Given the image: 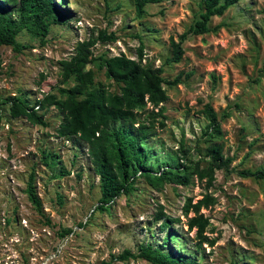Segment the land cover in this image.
Wrapping results in <instances>:
<instances>
[{
	"label": "rangeland",
	"instance_id": "rangeland-1",
	"mask_svg": "<svg viewBox=\"0 0 264 264\" xmlns=\"http://www.w3.org/2000/svg\"><path fill=\"white\" fill-rule=\"evenodd\" d=\"M56 1L65 19L52 24L45 43L24 29L17 38L25 48H0V264H152L143 258H116L142 243L194 256L200 264H264V179L238 173L264 165V0H240L214 16L212 31L183 42L185 54L179 63H166L172 55L171 38L179 40L199 17L202 0L149 4L142 17L136 14L134 0ZM0 4L12 13L19 5L12 0ZM101 30L114 32L117 40L98 41L95 56L123 52L138 59L142 42L143 63L163 66L167 79L183 72V83L164 85L169 95L166 118L158 120L165 124L157 121L145 143L152 151L151 169L159 170L163 162L179 165L184 154L207 165L210 141L202 110L211 103L224 132L218 143L233 157L235 171L218 170L210 189L194 178L187 186L166 183L159 190L140 171L133 191L100 208V181L88 144L60 137L63 113L55 105L41 106L39 100L47 94L60 98L61 88L75 84L74 78L63 80L61 60L71 58L79 41L97 37ZM88 68L97 82L120 91L106 77L100 60ZM11 97L34 107L47 124L13 117ZM66 170L69 174H63ZM31 173L42 203L39 209L27 192ZM207 192L216 202L202 210L212 222L206 234L216 243L197 249V229L188 225L193 212L187 215L183 206L187 197L196 202ZM161 208L177 219L166 229L159 218ZM167 237L170 240L163 243Z\"/></svg>",
	"mask_w": 264,
	"mask_h": 264
},
{
	"label": "trees",
	"instance_id": "trees-1",
	"mask_svg": "<svg viewBox=\"0 0 264 264\" xmlns=\"http://www.w3.org/2000/svg\"><path fill=\"white\" fill-rule=\"evenodd\" d=\"M19 3L12 11L0 4V48L10 45L16 51H21L25 45L18 41V34L26 29L40 38L42 43L47 37L54 23H61L65 14L59 8L56 0H12ZM164 0H134L138 17L147 13V5L160 3ZM240 0H202V11L199 17L188 30L180 34V39L171 38L172 55L166 63H179L185 54L183 42L191 35H202L213 30L210 26L214 16L223 15L231 6ZM114 32L101 30L97 37L91 36L79 41L76 51L69 59L61 60L63 80L66 82L72 78L75 84L68 88H61L62 97L47 94L39 100L41 106L55 105L63 113V119L57 129L60 137L68 139H80L88 144V152L92 164L99 176L101 189L100 208H107L106 203L123 193H130L135 189V176L141 171L148 184L156 189H161L166 183L174 185H189L197 178L205 183L206 189L214 186L217 180V171L225 170L233 172V157L226 155L224 145L218 143L224 132L217 112L211 103H206L202 113L207 117L204 134L210 141L206 148L205 158L207 165H201V160L193 161L186 154L184 161L179 165L172 162H163L162 168L154 171L149 165L152 154L145 143L155 132L157 121L164 125L166 118L165 103L169 99L165 84L175 86L183 83V72L173 79L164 77V67H154L143 63L145 56L144 44L138 47V59L125 53L110 57H97L93 47L98 41H116ZM100 60L101 68L105 69V75L120 86L119 92L110 90L102 82L95 80L94 70L88 65ZM186 74V78L191 76ZM215 77V76H214ZM10 111L13 117L25 116L34 124L46 125L43 114H39L34 107L29 106L20 97H11ZM142 114H146L142 117ZM227 112L225 116H229ZM2 115L0 113V124ZM45 162L50 165L49 155L45 154ZM63 174H69L64 171ZM238 173L244 177L264 179V165L252 170L242 169ZM34 174L31 173L27 185V192L33 204L41 208V199L33 184ZM216 197L207 192L205 195L193 201L187 197L183 209L189 216L188 225L191 229H197L199 239L197 249L202 248L203 243L213 246L216 238H210L206 232L212 222L202 210L215 204ZM159 218L163 219L162 228L166 229L169 223L177 220L169 217L161 208ZM66 229L65 232H68ZM163 243H168L169 237ZM115 258V256L113 257ZM116 258L129 260L131 258H143L152 264H200L198 258L176 252L173 249L164 250L162 246H154L151 243H142L136 251L124 249ZM232 264H237L233 261Z\"/></svg>",
	"mask_w": 264,
	"mask_h": 264
}]
</instances>
